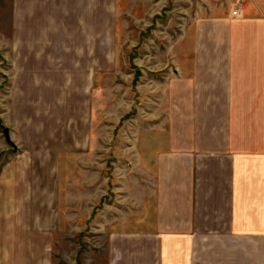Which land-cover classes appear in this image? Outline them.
Here are the masks:
<instances>
[{
	"label": "crops",
	"instance_id": "0c3cea01",
	"mask_svg": "<svg viewBox=\"0 0 264 264\" xmlns=\"http://www.w3.org/2000/svg\"><path fill=\"white\" fill-rule=\"evenodd\" d=\"M116 1L15 0L12 80L30 81L32 96L51 93L52 80L66 91L71 79L95 85ZM126 1L133 11L136 0ZM54 32L61 41L48 40ZM186 34L158 114L123 168L103 166L87 121L72 136L68 120H47L38 107L4 111L0 264H53L55 254L67 264H264V0L239 16L225 8L197 18ZM75 47L81 58L70 60ZM87 227L103 244L86 262L76 237Z\"/></svg>",
	"mask_w": 264,
	"mask_h": 264
},
{
	"label": "rangeland",
	"instance_id": "374dc122",
	"mask_svg": "<svg viewBox=\"0 0 264 264\" xmlns=\"http://www.w3.org/2000/svg\"><path fill=\"white\" fill-rule=\"evenodd\" d=\"M233 2L234 0H136L137 4L132 11L130 2L117 0L118 14L112 22L115 25L102 23V73L95 80V85L92 84L94 81L71 79L65 96L66 81L62 84V81L52 80L49 83L51 93L47 96H32L30 93L35 88L30 87V81L22 85V81L12 80L14 70L11 61L16 55L15 51L20 49L14 43L15 0H0V142L1 137L6 138L4 111L12 103L21 102L43 109L47 120H68L72 136H81L87 121L92 131L91 136L94 134L101 139L103 160L109 159L103 166L107 170L127 166V162L133 157L131 147L135 145L139 133L158 114L161 88L168 73L173 71L175 55L185 50L180 47L182 40L188 39L186 31L197 18L215 16L225 8L232 10ZM201 11L209 14L201 15ZM67 28L65 35L69 34ZM60 34L63 35L62 32ZM50 35L46 36L50 42L51 38L54 42L62 40L57 38L58 32H54L53 37ZM79 48L70 49L75 53V58L69 56L68 59H80L82 49ZM49 50L53 54H61L59 48ZM65 51L63 54L66 56ZM113 55L116 63H109V58ZM89 84L91 92L86 89ZM63 85L64 97L61 90ZM35 99L41 102L34 103L32 100ZM94 165L91 163L89 167ZM98 233L94 228L87 227L86 231L76 237L81 249H87L86 262L88 259L93 261L92 249L103 244ZM24 242L26 241L23 239V246ZM43 242L39 241L41 246ZM62 245L59 231L53 248L55 251L60 250ZM53 264L67 262L60 254H55ZM87 264L92 263L89 261Z\"/></svg>",
	"mask_w": 264,
	"mask_h": 264
},
{
	"label": "built area",
	"instance_id": "2783aa9c",
	"mask_svg": "<svg viewBox=\"0 0 264 264\" xmlns=\"http://www.w3.org/2000/svg\"><path fill=\"white\" fill-rule=\"evenodd\" d=\"M248 0H234L231 13L233 16H239L241 11L247 6Z\"/></svg>",
	"mask_w": 264,
	"mask_h": 264
},
{
	"label": "water",
	"instance_id": "95a60500",
	"mask_svg": "<svg viewBox=\"0 0 264 264\" xmlns=\"http://www.w3.org/2000/svg\"><path fill=\"white\" fill-rule=\"evenodd\" d=\"M4 133H5L6 139H7L8 141H10L9 131H8L7 128L4 129Z\"/></svg>",
	"mask_w": 264,
	"mask_h": 264
}]
</instances>
